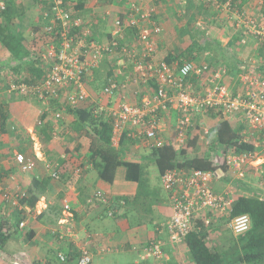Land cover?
I'll return each instance as SVG.
<instances>
[{
  "label": "trees",
  "instance_id": "obj_1",
  "mask_svg": "<svg viewBox=\"0 0 264 264\" xmlns=\"http://www.w3.org/2000/svg\"><path fill=\"white\" fill-rule=\"evenodd\" d=\"M3 1L6 3V9L0 11V52L1 56L4 57L3 60L7 59V63L4 64L7 68L5 69V66L1 67L0 65V72L6 75L9 80L7 82L8 86L16 85L20 87L26 85L36 87L45 78L44 71L47 68V65L42 62L41 54L45 52L50 44H55L58 49L61 47L62 33L65 28L59 22L55 30H44L48 20L44 13L49 11L45 0H32L31 4L40 5L43 16L40 24L36 21L37 25L30 24V26L28 25L29 18H27V15L32 6L26 7L18 3L17 0ZM64 1L66 6L72 9V20L81 18L85 27L83 29L70 28V30H67L68 35L75 37L83 35L86 37L88 44L94 41L102 44L112 39L116 22L121 21L126 28L124 39L120 41L121 47H127L132 39L138 42V27L140 25L128 26L129 13L127 12L139 0H115L117 5L112 4L111 1L98 0L104 10L95 14V17L86 15L88 11L86 7L92 0ZM225 1L227 0H223L221 4ZM245 1L232 0L231 11L224 16L225 22H214V19H217L219 15L215 13L214 19L209 21L208 18H213L209 16L210 13L214 12L212 4H203L199 0H187L183 2L182 7L180 6V11L176 5L171 4L170 0H159L153 3L144 0L142 2L143 6L147 10H152L149 21L151 23L155 22L152 32L156 37L158 47L155 55L156 61L166 62L177 72L188 63H194L197 68L202 69L200 76L191 75L187 79V85L194 91H198V93L205 91L212 84L215 75L224 69L227 70V73L222 78V84L224 86L229 85L228 78L238 75L239 86L237 88L240 89L242 88L243 77L252 71L264 76V42L248 34L244 24L235 36L230 37L225 31L229 15H234L237 18V13H245L239 10ZM161 4H165V10L166 6H169L167 10L172 12L170 20L165 22H161L162 12L158 11V6ZM153 10L155 11L153 12ZM218 11L223 12V10ZM140 13H143V11ZM253 19L261 20L260 18ZM30 22H32V19H30ZM143 24L146 25L147 23L143 22ZM157 28H160L158 33L156 32ZM86 30L89 33L85 36ZM164 30H166V33ZM223 39H227V41L224 42ZM239 48L241 49L238 50ZM253 48L258 53L256 58L257 68L241 64L239 61V53L252 51ZM122 59H124L122 49L114 54L107 53L102 58L99 66L95 67L92 74L87 77L89 81L86 83V87L90 98L77 106H71L63 100L60 90H58L59 96L52 98L48 105L34 98L29 92L22 94V90L18 89L10 91V93L7 92L8 97L1 98L0 96V100H2L0 101V133H5L7 127H9L12 114L9 103L19 100V95L23 97V101L38 107L39 118L36 132L40 140L43 141L45 149L48 150V147L54 143L56 138H59L64 144L63 147L55 148L53 151L57 157L56 164L53 165L52 160H49L52 161V164L47 163L51 165L49 173L56 172L59 180L48 173L44 177L34 178L29 191L20 199L21 205H28L34 209L40 196L47 193V188L52 181H59L69 186L76 184L80 174L76 172L69 173V163L66 159L68 154L75 152V154L82 157H88V161L77 163V169L86 170L89 163L93 164L98 171L99 178L106 185L114 184L120 167L126 169V181L138 185V192L135 197L118 199L115 203L116 207H113V209L117 210L116 204H120L121 201L126 203V207L137 205L140 202L146 203L145 206H152L154 202L149 187L151 179L148 177V167L140 162L125 159L120 148L126 141H129L130 146L133 147L135 143L146 141V138L144 135H139L138 129L134 128L132 124H128L119 146H114L112 141L113 120L106 118L105 113L99 110L100 103L104 99L106 101L111 100L110 105H113L120 97L119 90L115 91L114 98L108 97L106 89L110 87L109 78L116 76L119 68L122 69L123 66L120 63ZM130 69L133 70L132 65H130ZM127 70L122 69V75L127 74ZM117 79L123 81L124 77L120 75ZM231 82H233V79ZM150 84L152 86V83ZM119 85V87L122 86L121 83ZM132 88L131 90H134V87ZM130 96H133V94L131 93ZM46 109L48 110L46 111ZM62 111L63 117L57 119L56 114ZM204 119L214 122V125L209 127V133L205 138L202 137L205 125ZM177 124L178 112L173 110L168 123V127L171 128V132H169L171 133L170 139L165 140L160 147H150V158L156 165L161 179L164 174L175 168L183 170L196 169L212 172L217 182L221 180L224 183L228 180L227 174L230 170L227 165V156L255 151V146L247 142L242 134L245 125L233 123L231 115L225 114L223 108L208 109L204 115L196 117L195 125L188 132L186 146L180 151L176 148ZM201 148L203 149L202 152L197 154L196 150ZM20 150L25 155L33 157L38 167L40 160L35 156L31 140ZM48 153L50 154V151ZM220 154L221 157L217 159L216 156H220ZM62 155L65 157L61 158ZM76 160L80 162V160ZM15 167L18 168V166ZM44 168L48 172L46 163ZM15 172L14 167L5 170L0 166V182L7 180ZM215 190H220L218 183ZM7 210L5 209L6 213H11L8 208ZM13 215L17 220H13ZM241 215H248L251 218V228L243 234L231 235L225 239L226 246L213 244L214 223L209 227L202 218L197 219L193 225V230L181 244L188 250L189 261L192 264H264V199L246 196L236 198L230 207V211L227 212V216L224 217V222L226 225L228 224L227 230L233 233L229 228V223ZM8 216L5 218L0 216V251H3L8 242L22 229L20 224L25 219L24 211L19 210V208L14 209L12 214H8ZM30 233H27V239L32 238ZM157 241L159 240L151 241L145 249L147 250L152 243ZM61 257H64L65 260L63 261ZM77 257V255L70 252L67 256L59 254V259L64 264H73L74 259Z\"/></svg>",
  "mask_w": 264,
  "mask_h": 264
},
{
  "label": "built area",
  "instance_id": "obj_2",
  "mask_svg": "<svg viewBox=\"0 0 264 264\" xmlns=\"http://www.w3.org/2000/svg\"><path fill=\"white\" fill-rule=\"evenodd\" d=\"M49 11L44 15L48 19L44 30L53 31L59 22L64 26L62 33L63 41L58 49L55 44H50L41 54L42 62L47 65L45 78L36 87L11 85V91L22 90V94L29 92L34 98L48 105L52 98L59 96L61 91L63 100L71 106H77L90 98L86 83L88 76L98 67L102 58L107 54H114L122 49L124 59L121 60L122 69L127 74L122 75V69L117 70V75L109 78L108 97H115L119 90L120 97L115 104L110 105L111 100L100 103V112L105 113L106 118L113 120V144L118 147L128 124L138 129L139 135H144L150 140L151 147H160L165 142L161 134L171 132L168 123L172 117V111L178 112V124L176 126V148L178 151L185 148L188 132L195 125V119L204 115L208 109H221L227 115L243 114L251 126L258 131L264 132V76L252 71L243 77L242 91L237 95L230 94L227 87L222 84V78L227 70H221L215 75L212 84L205 91L198 93L187 84L191 75L200 76L202 69L194 63L185 64L179 72L166 62L156 61L157 40L153 35L152 27L155 22H150L152 10L143 6V1L134 4L127 13L128 26L138 27L136 42L131 40L127 47L122 48L120 41L124 39L125 24L116 22L112 39L100 44L92 42L88 44L83 35L75 37L68 35L70 28H85L81 18L72 20V9H69L64 0H45ZM150 1V0H149ZM159 0H151L157 2ZM183 2L187 0H182ZM203 4H212L227 13L231 11L232 0L221 4L219 0H199ZM6 9V3L0 0V11ZM143 11V13H140ZM155 10H153L154 12ZM136 13V14H135ZM140 17V18H139ZM236 29L244 24L248 34L264 42V16L257 21L245 13H237ZM146 22L147 24H143ZM155 32V31H154ZM160 32V28L156 29ZM89 33L85 31V36ZM132 65L133 70L130 69ZM124 77L121 81L119 78ZM119 83L122 84L119 87ZM152 83V86L151 84ZM74 87V89H72ZM132 87H134V90ZM133 96H130V94ZM139 97L141 98L139 100ZM113 103V102H112ZM48 109H46L47 111ZM63 111L56 114V118L63 117ZM205 120V119H204ZM205 123V122H204ZM209 127H203V138L209 133ZM220 156H216L219 159ZM227 165L234 173H241L245 166L251 163L262 162L264 164V139L259 148L253 152L230 154L227 156ZM15 163L22 173H31L37 167L36 160L22 152L15 153ZM46 169L50 172L51 165L46 163ZM76 173H82L77 169ZM56 180L59 176L56 172L51 173ZM162 182L169 192L172 216L167 226L170 243L183 244L185 238L194 228L197 219H203L209 227L221 216L230 211L231 201L227 194L215 190V176L212 172L201 170H183L175 168L162 177ZM24 193L15 195L9 190H1L2 200L14 207L20 206V199ZM98 198L108 203L110 198L99 192ZM124 201L120 205H125ZM21 208V207H20ZM69 211L70 206L66 205ZM114 214L117 210L109 211ZM252 225L248 215H241L229 223V228L234 234L239 235L250 230ZM25 223H21L23 228ZM154 258L164 259L163 244L157 241L146 250ZM64 261L65 258L61 257ZM92 258L84 252L78 264H91Z\"/></svg>",
  "mask_w": 264,
  "mask_h": 264
},
{
  "label": "crops",
  "instance_id": "obj_3",
  "mask_svg": "<svg viewBox=\"0 0 264 264\" xmlns=\"http://www.w3.org/2000/svg\"><path fill=\"white\" fill-rule=\"evenodd\" d=\"M17 1L26 7L32 6L27 15L29 26L30 24L37 25L36 21L39 22L38 24L41 23L43 11L40 5L31 4L32 0ZM107 1L117 5L115 0ZM213 8L214 12L210 13L209 16L213 17L216 13L220 18L219 16L217 19L208 18L209 21L214 19V22H225L224 16L227 12L223 11V14L221 11L217 12L221 8H217L215 5ZM86 9L88 10L86 15L89 17L91 15L95 17V14L104 10L98 0H92ZM239 10L252 18L261 19L264 16V0H246ZM227 18L229 20L226 22L228 25L225 31L230 37L235 36L239 30V28H235L237 18L234 15H229ZM223 41L226 42L227 39H223ZM251 45L253 46V44ZM255 49L253 48L252 51L246 53H239L240 63L257 68L258 53L255 52ZM3 59L4 57L1 56L0 52L1 67L7 63V59ZM228 79L230 84L225 86L229 93L233 95L241 93L242 88H237L239 86L238 75H233ZM232 79L233 82H231ZM7 82L9 80L6 75L0 72L1 98L8 97L7 92L10 93L11 91ZM18 97L19 100L9 103L12 113L9 127L5 133H0V166L5 170L14 167L16 171L7 180L0 182V216L1 218L9 217L8 214L11 215L14 209L19 208L25 214V219L21 222L25 223V228L20 229L4 250L0 251V264H64L60 261L59 254L67 256L69 252L78 256L74 259L73 264H78V260L84 252L91 256V264H192L188 259V250L185 246L174 245L169 241L167 226L172 216V208L169 192L161 177L157 180L152 179L153 181L150 182L151 198L154 202L151 207L145 206L146 203L143 202L128 207L126 204H116L119 210L117 208V212L112 215L109 211L116 207L115 203L118 199L133 198L138 192L136 183L126 181V169L124 167L118 169L114 184L108 186L101 181L93 164L89 163L88 168L80 173L76 184L69 186L59 181H52L47 188V193L40 196L34 209L28 205H21V203L20 206L14 207L4 202L1 197V190H9L15 195L24 193L25 196L34 178L44 177L47 173L50 175L51 173L45 171L44 165L49 163V160L53 161H51L53 165L56 164L57 157L53 151L55 148L64 146L61 140L56 138L48 150L45 149L43 141L40 140L36 132L39 118L38 107L23 101V97L19 95ZM231 120L236 125L244 124L245 128L242 134L245 140L252 143L255 149L259 148L264 139V132L255 130L242 114L232 115ZM210 122L213 126L214 122ZM161 136L164 140H168L171 133L163 132ZM30 140L33 142L35 156L40 161L37 169L33 172L22 173L15 167V153L20 152V149ZM150 144V140H146L143 143H135L132 147L130 142L126 141L120 148L125 159L143 164V160L150 155ZM201 149H197L196 153H201L203 150ZM64 157L62 155L61 158ZM66 159L71 174L77 171V163L88 161L87 156L82 157L75 152L68 154ZM82 160L83 162H81ZM227 178L228 180L224 183L221 180L216 181L215 187L218 183L220 190L217 191L227 194L231 205L239 196L264 199V164L262 162L248 164L239 174L229 170ZM99 192L104 194L106 198H110L108 203L98 198ZM66 205L70 206L69 211L65 210ZM6 207L11 213H6ZM225 216H221L222 218H218L219 220L213 224L215 231L212 239L216 246H226L225 239L235 235L227 230L228 224L226 225L224 222ZM14 219L16 218L13 215ZM225 225L226 227H224ZM29 232L32 234L31 239H27ZM156 239L163 244L165 256L161 260L154 258L145 249L151 241Z\"/></svg>",
  "mask_w": 264,
  "mask_h": 264
},
{
  "label": "rangeland",
  "instance_id": "obj_4",
  "mask_svg": "<svg viewBox=\"0 0 264 264\" xmlns=\"http://www.w3.org/2000/svg\"><path fill=\"white\" fill-rule=\"evenodd\" d=\"M171 1V4L172 5H176V7L178 9H180V6L182 7L183 6V1L182 0H170ZM151 2V0L149 1ZM164 6L165 4H161L160 6H158L159 8V12H162V16L160 17L161 18V22H165L166 20H170L169 18L172 16V12L167 10V7L169 8V6H166V10L164 9ZM181 11V9H180ZM165 33H166V30H164ZM247 52V51H246ZM10 87V86H9ZM11 88V87H10ZM205 124L208 126V127H212V124L210 121H208L207 119H205ZM202 150V149H201ZM143 164L145 166L148 167L147 169V173H148V177L149 179H159V172H158V169L156 167V165L152 162L151 158H150V155H148V158L144 159L143 160ZM154 180V181H155ZM153 181V180H152ZM159 185L161 186V184L159 183Z\"/></svg>",
  "mask_w": 264,
  "mask_h": 264
}]
</instances>
